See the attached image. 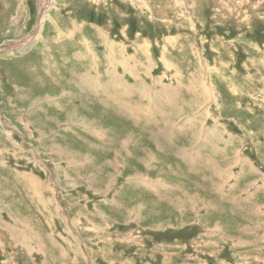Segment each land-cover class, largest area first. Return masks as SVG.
<instances>
[{
	"label": "rangeland",
	"instance_id": "374dc122",
	"mask_svg": "<svg viewBox=\"0 0 264 264\" xmlns=\"http://www.w3.org/2000/svg\"><path fill=\"white\" fill-rule=\"evenodd\" d=\"M0 264H264V0H0Z\"/></svg>",
	"mask_w": 264,
	"mask_h": 264
}]
</instances>
